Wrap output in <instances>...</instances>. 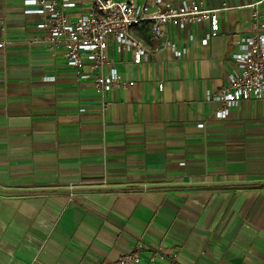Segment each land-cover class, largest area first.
Listing matches in <instances>:
<instances>
[{
	"label": "crops",
	"instance_id": "crops-1",
	"mask_svg": "<svg viewBox=\"0 0 264 264\" xmlns=\"http://www.w3.org/2000/svg\"><path fill=\"white\" fill-rule=\"evenodd\" d=\"M167 1L231 8L205 43L207 21L157 39L134 28L154 51L141 65L109 38V63L134 85L101 109L92 76L38 41L44 17L0 0V264H264V98L224 119L206 99L236 69L258 0ZM257 10L264 21V0Z\"/></svg>",
	"mask_w": 264,
	"mask_h": 264
},
{
	"label": "built area",
	"instance_id": "built-area-1",
	"mask_svg": "<svg viewBox=\"0 0 264 264\" xmlns=\"http://www.w3.org/2000/svg\"><path fill=\"white\" fill-rule=\"evenodd\" d=\"M263 0L250 3L253 8L252 29L249 35L236 41L239 51L232 55L236 69L227 77V84L206 99L218 103L215 116L227 117L229 108L243 101L264 98V21L257 10ZM77 0H24L30 8L26 13L42 15L37 25L46 35L40 42L63 50L66 64L76 70L81 78L93 79V88L99 93L101 109L107 106L106 95L114 88H127L134 81L122 77L109 63L108 39H114L117 52L126 51L135 65L151 62L154 51L133 33L134 28L148 25L151 38L163 35L168 24L209 23V31L202 42L219 32L218 13L230 9L226 1L221 7L210 8L200 2H181L176 5L167 0H91L89 11L70 15L66 9L76 6ZM3 45L0 42V47ZM89 66L90 73L82 69ZM136 254L124 255L114 264H137ZM170 264H181L172 261Z\"/></svg>",
	"mask_w": 264,
	"mask_h": 264
},
{
	"label": "water",
	"instance_id": "water-1",
	"mask_svg": "<svg viewBox=\"0 0 264 264\" xmlns=\"http://www.w3.org/2000/svg\"><path fill=\"white\" fill-rule=\"evenodd\" d=\"M1 190H4V189H1V188H0V191H1ZM66 190H69V189H66Z\"/></svg>",
	"mask_w": 264,
	"mask_h": 264
}]
</instances>
